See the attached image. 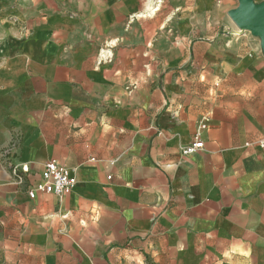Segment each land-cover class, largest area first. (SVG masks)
Wrapping results in <instances>:
<instances>
[{
	"label": "crops",
	"instance_id": "0c3cea01",
	"mask_svg": "<svg viewBox=\"0 0 264 264\" xmlns=\"http://www.w3.org/2000/svg\"><path fill=\"white\" fill-rule=\"evenodd\" d=\"M238 7L0 0V264H264V54ZM50 161L77 184L31 199Z\"/></svg>",
	"mask_w": 264,
	"mask_h": 264
},
{
	"label": "built area",
	"instance_id": "2783aa9c",
	"mask_svg": "<svg viewBox=\"0 0 264 264\" xmlns=\"http://www.w3.org/2000/svg\"><path fill=\"white\" fill-rule=\"evenodd\" d=\"M207 128V120L202 123L200 130ZM204 148V143L199 133L195 136L193 144L183 150L184 155H191ZM264 151V141L261 143ZM28 170L23 169L21 172L15 170L14 175L18 178L20 184L25 182ZM77 184L76 178L72 175L69 168L56 162L50 161L43 165L42 177L34 189L29 191L31 199H35L39 193L62 198L71 194Z\"/></svg>",
	"mask_w": 264,
	"mask_h": 264
},
{
	"label": "water",
	"instance_id": "95a60500",
	"mask_svg": "<svg viewBox=\"0 0 264 264\" xmlns=\"http://www.w3.org/2000/svg\"><path fill=\"white\" fill-rule=\"evenodd\" d=\"M239 7L229 12V16L240 29H245L261 39L264 54V2L256 4L254 0H238Z\"/></svg>",
	"mask_w": 264,
	"mask_h": 264
},
{
	"label": "bare ground",
	"instance_id": "6f19581e",
	"mask_svg": "<svg viewBox=\"0 0 264 264\" xmlns=\"http://www.w3.org/2000/svg\"><path fill=\"white\" fill-rule=\"evenodd\" d=\"M240 33L239 34H244L245 32H247L245 29H239Z\"/></svg>",
	"mask_w": 264,
	"mask_h": 264
},
{
	"label": "rangeland",
	"instance_id": "374dc122",
	"mask_svg": "<svg viewBox=\"0 0 264 264\" xmlns=\"http://www.w3.org/2000/svg\"><path fill=\"white\" fill-rule=\"evenodd\" d=\"M239 33H240V30H239Z\"/></svg>",
	"mask_w": 264,
	"mask_h": 264
}]
</instances>
